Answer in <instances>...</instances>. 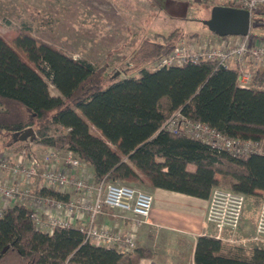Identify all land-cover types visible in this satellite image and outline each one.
<instances>
[{
  "label": "trees",
  "instance_id": "16d2710c",
  "mask_svg": "<svg viewBox=\"0 0 264 264\" xmlns=\"http://www.w3.org/2000/svg\"><path fill=\"white\" fill-rule=\"evenodd\" d=\"M257 13L264 16L262 9ZM249 36L257 37L251 29ZM181 38L180 29L154 32L138 44L124 76L112 77L105 76L104 66L35 38L28 27L0 33V147L67 149L90 167L96 182L139 183L199 199H208L211 189L224 183L256 209L264 192L263 154L232 157L160 128L180 111L228 137L262 143L264 69L253 72L248 88L238 86L236 69L215 62L149 70ZM46 79L58 96L51 95ZM27 128L34 140L13 143L12 135ZM32 194L69 199L45 188ZM29 213L21 205L3 211L0 264H138L151 257L142 248L127 255L92 245L75 228L37 231ZM244 251L203 234L196 238L193 263L264 264V247Z\"/></svg>",
  "mask_w": 264,
  "mask_h": 264
},
{
  "label": "built area",
  "instance_id": "2783aa9c",
  "mask_svg": "<svg viewBox=\"0 0 264 264\" xmlns=\"http://www.w3.org/2000/svg\"><path fill=\"white\" fill-rule=\"evenodd\" d=\"M218 1L248 11L250 18L259 9L264 11V0ZM203 61L236 69L238 86L248 88L253 72L264 69V41L248 34L218 37L215 43L199 46L181 38L168 54L154 60L149 70ZM160 129L197 140L232 157L260 153V143L228 137L202 122L189 120L180 111L171 113ZM40 188L68 194L69 199L60 201L32 194L33 189ZM152 201L149 193L129 185L96 182L89 166L67 149L47 148L39 156L20 151L15 160L0 157V217L11 205L27 207L37 231L51 233L55 227L75 228L92 245L132 254L136 248L137 226L149 217ZM245 202L246 196L242 193L220 186L211 189L205 221L215 239L232 244L239 241L236 233ZM102 215L113 223H98ZM125 220L130 225L122 231L118 222ZM247 241L264 246V195L253 234Z\"/></svg>",
  "mask_w": 264,
  "mask_h": 264
},
{
  "label": "rangeland",
  "instance_id": "374dc122",
  "mask_svg": "<svg viewBox=\"0 0 264 264\" xmlns=\"http://www.w3.org/2000/svg\"><path fill=\"white\" fill-rule=\"evenodd\" d=\"M189 1L191 5L181 17H172L166 14L163 0H0V33L28 27L35 38L66 55L86 60L95 67L104 66L105 76L123 77L125 69L131 67L130 58L138 44L154 32L168 34L180 29L185 35L183 39L199 46L217 41L218 37L201 22L219 1ZM253 18L251 34L264 40V16L257 13ZM191 33H197L198 37L188 38ZM46 82L51 95L58 96L50 81L46 79ZM33 147L30 152L39 156ZM262 147L264 152V141ZM19 152L15 147H0V157L11 160ZM222 184L220 187L226 188ZM129 186L148 193L147 186L142 184ZM246 208L245 220L254 218L255 213ZM238 238L236 245L245 249L250 246L248 236Z\"/></svg>",
  "mask_w": 264,
  "mask_h": 264
},
{
  "label": "crops",
  "instance_id": "0c3cea01",
  "mask_svg": "<svg viewBox=\"0 0 264 264\" xmlns=\"http://www.w3.org/2000/svg\"><path fill=\"white\" fill-rule=\"evenodd\" d=\"M163 3L165 4L166 14L172 17H181L188 8L186 0H163ZM255 38L261 40L258 36ZM260 146L259 154L264 155L262 143ZM33 148L39 152L38 154H41L44 150L36 146ZM89 171L92 172L90 167ZM146 188L153 201L149 217L144 223L137 226L136 248L149 250L151 257L140 259L138 264H194L193 252L196 238L203 234H212V229L205 221L208 199H199L159 188ZM261 194L264 195V192H261ZM245 208L250 212H254L255 217H248L245 220ZM257 210L258 207L253 209L251 203L246 200L240 228L236 233L237 240L239 239L238 236L243 238L248 236V239L252 236ZM248 221H250L249 226L247 225ZM97 222L112 224L113 220L102 215L98 217ZM76 223L77 221L74 220V224ZM129 225L130 222L127 220L118 222V226L122 231H126ZM236 243L228 244L240 246ZM255 246L264 247L253 243H250V246L246 249L240 247L245 250L246 254L248 249Z\"/></svg>",
  "mask_w": 264,
  "mask_h": 264
},
{
  "label": "water",
  "instance_id": "95a60500",
  "mask_svg": "<svg viewBox=\"0 0 264 264\" xmlns=\"http://www.w3.org/2000/svg\"><path fill=\"white\" fill-rule=\"evenodd\" d=\"M211 34L223 38L228 36H246L250 32L251 18L248 11L231 6L214 5L209 17L201 22ZM35 138L31 128L12 135L13 143L33 141Z\"/></svg>",
  "mask_w": 264,
  "mask_h": 264
}]
</instances>
